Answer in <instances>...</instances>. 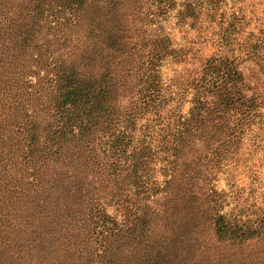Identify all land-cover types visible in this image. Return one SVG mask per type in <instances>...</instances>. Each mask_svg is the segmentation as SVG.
Here are the masks:
<instances>
[{
	"label": "trees",
	"instance_id": "16d2710c",
	"mask_svg": "<svg viewBox=\"0 0 264 264\" xmlns=\"http://www.w3.org/2000/svg\"><path fill=\"white\" fill-rule=\"evenodd\" d=\"M222 1L183 0L178 23ZM177 5L0 0V264H264V211L229 219L211 185L248 130L264 142L240 69L264 71V40L204 59L187 114L167 109L158 67L177 52L153 24Z\"/></svg>",
	"mask_w": 264,
	"mask_h": 264
},
{
	"label": "rangeland",
	"instance_id": "374dc122",
	"mask_svg": "<svg viewBox=\"0 0 264 264\" xmlns=\"http://www.w3.org/2000/svg\"><path fill=\"white\" fill-rule=\"evenodd\" d=\"M182 1L178 0L175 8L158 17L153 26L169 35L172 47L177 52L176 56L166 57L158 67L163 82L162 92L169 99L166 103L167 109H178L187 114L191 107V99L194 97L192 79L200 73L204 59L221 51L229 55L234 53L240 55V51L242 48L246 49V45L250 48L249 44L254 37L264 40V0H223L209 16L203 17L207 21L204 25L206 28H200V23L194 26L192 17L189 18L192 23L185 25L178 23L177 14L183 7ZM224 36L233 39L225 49L221 47V42L215 41L223 39ZM259 51L264 55V41L261 42ZM261 67L262 63L256 61L240 63L246 85L245 92L250 95L256 94V97L264 100V71ZM257 131L260 129L256 126L245 133L237 155L229 160L211 181V185L222 196L220 213L226 214L229 219L237 217L240 223H244V219L248 217L255 220L264 211V142L261 145L253 143V135ZM262 135L264 137V134ZM157 170L155 179L162 182L164 176L159 171V166ZM161 197L164 196H152L149 201L156 212L162 210L160 202L163 200L157 203V199ZM106 209L119 221L123 219V211L118 206L106 205ZM207 242L208 245H212L211 241ZM133 251L127 256L114 255L117 263L140 264L141 260H145L144 253L139 251L138 254L141 256L139 257L134 256ZM214 259L216 260V257ZM146 260L151 261L148 257Z\"/></svg>",
	"mask_w": 264,
	"mask_h": 264
}]
</instances>
